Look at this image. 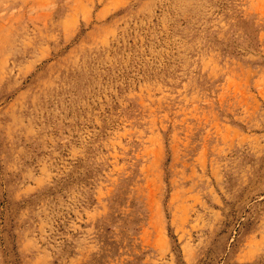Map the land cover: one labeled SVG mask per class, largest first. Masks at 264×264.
<instances>
[{
	"label": "rangeland",
	"instance_id": "374dc122",
	"mask_svg": "<svg viewBox=\"0 0 264 264\" xmlns=\"http://www.w3.org/2000/svg\"><path fill=\"white\" fill-rule=\"evenodd\" d=\"M0 264H264V0H0Z\"/></svg>",
	"mask_w": 264,
	"mask_h": 264
}]
</instances>
